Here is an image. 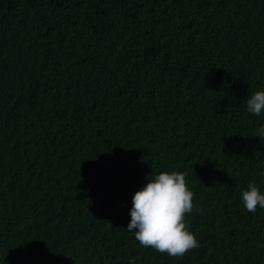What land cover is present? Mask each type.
Listing matches in <instances>:
<instances>
[{
	"label": "trees",
	"instance_id": "obj_1",
	"mask_svg": "<svg viewBox=\"0 0 264 264\" xmlns=\"http://www.w3.org/2000/svg\"><path fill=\"white\" fill-rule=\"evenodd\" d=\"M264 0H0V264H264ZM161 171L194 193L182 257L127 230Z\"/></svg>",
	"mask_w": 264,
	"mask_h": 264
},
{
	"label": "clouds",
	"instance_id": "obj_2",
	"mask_svg": "<svg viewBox=\"0 0 264 264\" xmlns=\"http://www.w3.org/2000/svg\"><path fill=\"white\" fill-rule=\"evenodd\" d=\"M248 113L264 116V89L254 92L246 104ZM264 139V125L256 133ZM147 183L132 196L127 230L134 233L142 247L153 248L170 257H182L200 246L195 233L187 227L185 217L194 208V193L186 183V175L179 171H161L147 177ZM244 208L255 213L264 208V192L260 185L250 182L241 193ZM129 264H136L131 259Z\"/></svg>",
	"mask_w": 264,
	"mask_h": 264
}]
</instances>
